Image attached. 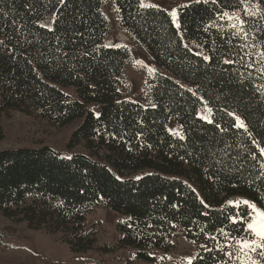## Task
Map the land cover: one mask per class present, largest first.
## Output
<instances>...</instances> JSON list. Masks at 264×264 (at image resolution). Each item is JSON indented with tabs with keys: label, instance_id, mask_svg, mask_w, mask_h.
Masks as SVG:
<instances>
[{
	"label": "trees",
	"instance_id": "1",
	"mask_svg": "<svg viewBox=\"0 0 264 264\" xmlns=\"http://www.w3.org/2000/svg\"><path fill=\"white\" fill-rule=\"evenodd\" d=\"M103 2L0 0V141L4 117L21 111L32 120L18 131L40 144L0 150V215L77 254L127 251V264H159L182 230L198 246L186 264H243L240 242L254 236L232 217L253 212L234 202L264 210V0H195L178 9V24L167 9L115 0L164 70L150 79L151 105L121 92L132 53L103 43ZM203 100L210 120L199 115ZM52 130L68 154L45 142ZM99 202L121 215L114 244L87 223Z\"/></svg>",
	"mask_w": 264,
	"mask_h": 264
},
{
	"label": "rangeland",
	"instance_id": "2",
	"mask_svg": "<svg viewBox=\"0 0 264 264\" xmlns=\"http://www.w3.org/2000/svg\"><path fill=\"white\" fill-rule=\"evenodd\" d=\"M193 1L195 0H141L142 5L145 7L155 5V7L167 9L170 13L176 11L177 16L173 18L176 24H178V9ZM103 12L110 24L105 45H124L132 53L121 74V92L123 96L144 105H151L150 79L157 72H164L163 68L154 62L147 48L138 42L130 29L123 25L115 0H104ZM54 15L55 10H51L45 19L41 21L42 24L51 27ZM186 44L193 51L202 52L199 46L192 42L186 40ZM190 88L193 89L192 87ZM65 91L71 96L76 95L73 87H66ZM92 107L97 111L95 106ZM199 115L204 119H211L212 108L205 100H203ZM3 120L9 127V135L6 139L0 141V150L12 147L40 145L35 142L34 134L27 133L28 135L31 134V136H24V134L18 131L21 127V122L31 121V117L21 111H14L10 118L4 117ZM169 129L175 134H182L181 127L174 120H170ZM52 131L53 134L49 135L45 142L68 154L69 152L65 147L67 139L65 134ZM120 219L121 215L119 213L102 202L92 205L87 214V223L89 226L94 227L100 242H107L109 244H114L119 237L117 224ZM0 228L9 230L4 240L5 245L0 247V264H83L95 261H103L105 264H127V259L132 258V255L127 251L101 253L93 250L82 254L73 253L66 243L58 240L56 237L44 231H31L25 223L16 224L1 215ZM242 242H240V250L244 255L243 264H252L253 260L249 254L245 255L248 249L242 247ZM197 252V244L189 240L182 230H179L175 237L174 248L167 254L163 262L159 264H186L196 256ZM137 264L147 263L137 261Z\"/></svg>",
	"mask_w": 264,
	"mask_h": 264
},
{
	"label": "snow or ice",
	"instance_id": "3",
	"mask_svg": "<svg viewBox=\"0 0 264 264\" xmlns=\"http://www.w3.org/2000/svg\"><path fill=\"white\" fill-rule=\"evenodd\" d=\"M197 2H199V0H197ZM170 14L173 18L177 16L176 11H172ZM224 15L228 14L224 13ZM241 23H243V21H241ZM177 26L179 27V25ZM205 59H207V57H205ZM209 111H211V109H209ZM236 119L238 121L237 127H244L243 121H241L239 117H237ZM261 151L262 153H264V149H262ZM234 203H236L237 205H239L240 203L247 205L248 208L251 209L253 212L250 220L247 213L245 214V216L240 217L239 220H237L236 217H232L234 223L247 222V229L250 230L249 235L255 237V239L243 240L242 247L248 249V252H246L245 255H248L249 253H255L261 259H264V210L257 209L255 204H252L247 200H244L242 202L238 201ZM257 249H259V251H257ZM252 264H258V262L256 260H253Z\"/></svg>",
	"mask_w": 264,
	"mask_h": 264
},
{
	"label": "crops",
	"instance_id": "4",
	"mask_svg": "<svg viewBox=\"0 0 264 264\" xmlns=\"http://www.w3.org/2000/svg\"><path fill=\"white\" fill-rule=\"evenodd\" d=\"M105 40H106V38H105ZM105 40H104V42H103L104 44H105Z\"/></svg>",
	"mask_w": 264,
	"mask_h": 264
}]
</instances>
